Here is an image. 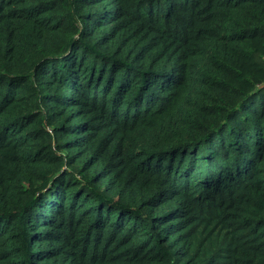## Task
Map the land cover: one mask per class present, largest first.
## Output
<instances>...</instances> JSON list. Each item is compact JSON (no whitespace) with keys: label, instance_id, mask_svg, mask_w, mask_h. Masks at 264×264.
<instances>
[{"label":"trees","instance_id":"1","mask_svg":"<svg viewBox=\"0 0 264 264\" xmlns=\"http://www.w3.org/2000/svg\"><path fill=\"white\" fill-rule=\"evenodd\" d=\"M0 264H264V0H0Z\"/></svg>","mask_w":264,"mask_h":264}]
</instances>
